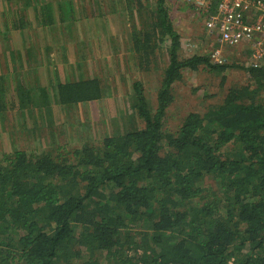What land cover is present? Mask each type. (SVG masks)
I'll return each mask as SVG.
<instances>
[{"label": "trees", "instance_id": "obj_1", "mask_svg": "<svg viewBox=\"0 0 264 264\" xmlns=\"http://www.w3.org/2000/svg\"><path fill=\"white\" fill-rule=\"evenodd\" d=\"M116 5L129 9L132 18L147 14L142 27V20H135L129 38L137 66L159 67L163 60L158 63L156 53L165 48L167 65L155 103L135 81L121 128L113 120V132L98 141L62 152L51 146L0 153V264H264V104L259 102L264 69H247L252 84L230 88L205 112L180 118L179 111L175 125L169 111L183 71L221 73L234 65L213 64L205 55L180 57L181 38L166 0H155L154 6L149 0ZM28 6L39 12L36 19L48 28L45 33H53L51 3L22 0L21 10ZM57 8L58 21L66 24L71 1H58ZM27 25L23 11L15 28ZM2 35L9 39L6 31ZM49 46L43 54L34 43L23 46L26 55L15 48L9 54L13 64L21 65L23 56L35 60L28 70L36 82L43 61L53 66L54 75L46 66V88L29 87L14 65L12 81L22 107L36 104L43 111V104L50 115L51 104L71 109L110 96L98 74H84V56L70 64L56 50L64 71L69 64L72 70L59 79ZM139 119L142 127L136 125Z\"/></svg>", "mask_w": 264, "mask_h": 264}, {"label": "rangeland", "instance_id": "obj_2", "mask_svg": "<svg viewBox=\"0 0 264 264\" xmlns=\"http://www.w3.org/2000/svg\"><path fill=\"white\" fill-rule=\"evenodd\" d=\"M47 1L53 7V17L57 24L53 33H45L48 28L38 23L35 14L39 15V12L35 13L32 6L21 10L22 0H13L11 3L0 0V79L4 78L5 88L4 113H0V153H11L15 149L40 152L51 146H60L63 148L60 151L62 152L80 148L86 142L98 141L113 132L115 122L113 120H117L118 127L121 128L123 111L130 107L132 84L135 81L142 83L147 100H150L151 104L155 103L156 92L167 65V55L163 46L156 53L157 62L159 63L162 59V63H159L157 68L151 64L148 69L144 68L145 65L141 68L137 66L136 53L128 47L132 24L135 20L137 23L142 20V23H139L142 27L143 22L147 20L145 12L142 11V16L133 14L132 18L129 9H121V5H116L118 0H94L93 2L70 0L73 11L69 14L73 22L70 25L72 28H67L66 26L71 22L67 11L65 14L67 25L58 21L57 2L61 0ZM44 3L45 1H42L39 5ZM149 3L154 6L155 0H149ZM166 4L174 28L181 38L180 57L209 56L210 52L217 47L216 36L214 32L211 33L206 28L204 16L198 8L184 0H166ZM111 7L113 10L110 9ZM23 11L24 23L28 25L15 28L17 19L23 15ZM139 17L142 18L138 19ZM4 31L7 32L8 40L3 38ZM30 43L40 46L41 54L44 52L45 44L50 45L56 61V75L62 80L65 72L66 75L71 76L70 64L84 56V74L87 76L98 74L110 96L100 101L79 104L71 108L72 110L69 107L63 108L57 104H51L50 115L45 113L46 108L43 104V111L39 110L36 104L33 107H22L12 81L14 65H17V69L23 73L25 76L23 82L26 81L29 87L32 84L35 87L49 86L50 75L46 69L47 65L50 66L51 75H54L51 63L43 61L44 65L37 71L39 75L41 74V79L36 82L34 80L36 77L29 72L32 70L29 67L35 64V60L33 58L31 60L30 56L21 57V65L18 61L13 64L9 56L13 48L22 50L26 55L22 48L30 46ZM59 45L66 49L60 47L56 49ZM56 50L64 52L70 62L66 71L59 60L61 53ZM245 50L247 49L243 46L224 49L228 58L226 64L234 65V68L229 67L221 73L203 68L196 71L184 70L182 80L175 84L176 101L169 111L174 118L169 121L177 125L178 120L185 113H202L210 106L220 104L230 88L251 85L245 64L248 58ZM51 52L49 58L52 57ZM28 77L29 80H26ZM259 102L264 104V91L259 96ZM127 119L129 120V117ZM139 121L141 122L140 119L137 120L136 125L142 127ZM171 128L172 126L169 125L168 129ZM233 147L234 143L229 144L225 147V151L232 150Z\"/></svg>", "mask_w": 264, "mask_h": 264}, {"label": "built area", "instance_id": "obj_3", "mask_svg": "<svg viewBox=\"0 0 264 264\" xmlns=\"http://www.w3.org/2000/svg\"><path fill=\"white\" fill-rule=\"evenodd\" d=\"M184 1L205 14L209 32L216 34L217 47L209 54L211 63L226 62L225 46H244L249 50L246 66L264 69V0Z\"/></svg>", "mask_w": 264, "mask_h": 264}, {"label": "clouds", "instance_id": "obj_4", "mask_svg": "<svg viewBox=\"0 0 264 264\" xmlns=\"http://www.w3.org/2000/svg\"><path fill=\"white\" fill-rule=\"evenodd\" d=\"M190 3V2H189ZM199 10V9H198ZM213 10V9H212ZM200 11V10H199ZM201 12V11H200ZM210 12H212V11H210ZM201 14L204 16V19H205V22H206V17H205V14H203L202 12H201ZM207 29H208V27H207ZM208 31H209V29H208ZM215 33V32H214ZM215 36H216V34H215ZM216 46H217V43H216ZM244 47V46H243ZM247 49V48H246ZM246 52H247V54H248V57H249V50L247 49V50H245ZM226 57V56H225ZM227 60H228V58L226 57V62H227ZM225 62V63H226ZM248 62V58H247V61L245 62V64ZM247 67V66H246ZM247 69H249L248 67H247Z\"/></svg>", "mask_w": 264, "mask_h": 264}, {"label": "crops", "instance_id": "obj_5", "mask_svg": "<svg viewBox=\"0 0 264 264\" xmlns=\"http://www.w3.org/2000/svg\"><path fill=\"white\" fill-rule=\"evenodd\" d=\"M204 21H205V19H204ZM205 26H206V28H207V22H205ZM178 33V32H177ZM179 34V33H178ZM180 36V35H179ZM228 47H224V49H227ZM224 55L227 57V55H226V53L224 52Z\"/></svg>", "mask_w": 264, "mask_h": 264}]
</instances>
